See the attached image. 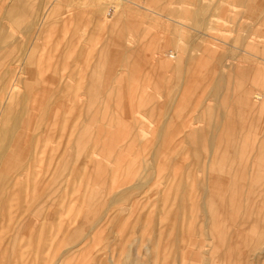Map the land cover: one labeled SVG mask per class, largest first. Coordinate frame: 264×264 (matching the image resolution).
<instances>
[{"label": "rangeland", "instance_id": "obj_1", "mask_svg": "<svg viewBox=\"0 0 264 264\" xmlns=\"http://www.w3.org/2000/svg\"><path fill=\"white\" fill-rule=\"evenodd\" d=\"M78 1L0 0V264H264V0Z\"/></svg>", "mask_w": 264, "mask_h": 264}, {"label": "bare ground", "instance_id": "obj_2", "mask_svg": "<svg viewBox=\"0 0 264 264\" xmlns=\"http://www.w3.org/2000/svg\"><path fill=\"white\" fill-rule=\"evenodd\" d=\"M125 1H128V0H114V6L116 7L115 10H117L118 7H121ZM218 1H219V0H218ZM243 1H244V0H243ZM252 1H253V0H252ZM197 2H198V1H197ZM197 2H195V3H197ZM129 3H130V2H129ZM208 3H209V2H208ZM232 3H233V2H232ZM232 3H231V4H232ZM108 4H110V1H109V0H91V1H89V0H79L77 5L80 6V9H83V10L85 9L86 6H87V7L90 6L92 9H91V8H90V9L88 8V9L91 10V12H93V13L95 14L96 18H97V19L100 21V23L103 25V24H104V20L106 19V18L104 19V16L106 15V8H107ZM134 4H135V3H134ZM136 4H137V3H136ZM198 4H199V2H198ZM212 4H213V3H212ZM218 4H219V2H218L216 5L218 6ZM132 5H133V4H132ZM138 5H139V4H138ZM201 5H202V4H201ZM206 5H208L207 7H210L209 4H206ZM206 5H205V7H206ZM213 5H214V4H213ZM219 6H220V5H219ZM219 6H218V7H219ZM134 7H135V6H134ZM140 7H141V6H140ZM140 7H139V9H140ZM142 7H143V6H142ZM197 7H198V6H197ZM203 7H204V6H203ZM137 8H138V6H137ZM137 8H136V9H137ZM144 8H145V7H144ZM144 8H142V9H144ZM88 9H87V10H88ZM121 9H122V8H121ZM131 9H132V8H131ZM139 9H138V10H139ZM147 9L149 10V8H147ZM205 9H206V8H205ZM118 10H119V9H118ZM129 10H130V9H129ZM150 10H151V9H150ZM196 10H197V8H196ZM214 10H215V9H214ZM120 11H121V10H120ZM136 11H137V10H136ZM139 11H140V10H139ZM146 11H147V10H146ZM200 11H201V10H200ZM200 11H199V12H200ZM205 11H206V10H205ZM89 12H90V11H89ZM118 12H119V11H118ZM203 12H204V11H203ZM64 13H65V12H64ZM70 13H71V12H70ZM116 13H117V12H116ZM142 13H143V11H142ZM144 13H145V12H144ZM204 13H205V12H204ZM204 13H203V14H204ZM89 15H90V13H89ZM124 15H125V14H123V16H124ZM161 15H162V14H161ZM206 15H208V13H207ZM263 15H264V14H263ZM116 16H117V15H116ZM126 16H127V15H125V17H126ZM204 16H205V15H204ZM93 17H94V16H93ZM199 17H200V16H199ZM232 17H233V16H232ZM261 17H263V19H264V16L261 15ZM200 18H201V17H200ZM91 19H92V18H91ZM107 19H108V18H107ZM114 19H115V18H114ZM174 20H175V19H174ZM174 20H173V22H174ZM209 20H210V19H209ZM260 20H261V18H260ZM260 20H258V21H260ZM93 21H95V19H94ZM105 21H106V20H105ZM123 21H124V20H123ZM207 21H208V20H207ZM254 21H255V19H254ZM111 22H112V21H111ZM255 22H256V21H255ZM255 22H254V24H255ZM96 23H97V22H96ZM200 23H201V22H200ZM202 23H204V22H202ZM239 23H241V22H239ZM258 23H259V22H258ZM35 24H36V23H35ZM35 24H34V25H35ZM37 24H38V23H37ZM165 24H167V23H165ZM205 24H206V23H205ZM205 24H204V25H205ZM241 24L245 25L243 22H242ZM106 25H107V24H106ZM174 25H175V24H174ZM236 25H237V24H236ZM243 25H242V26H243ZM247 25H248V24H247ZM109 26H110V25H109ZM240 26H241V25H240ZM2 27H5V26H2ZM2 27H1V28H2ZM253 27H254V26H253ZM103 28H104V27H103ZM231 28H232V27H231ZM32 29H33V28H32ZM32 29H31V31H32ZM232 29H233V28H232ZM3 30H4V28H3ZM11 30H12V29H11ZM40 30H41V29H40ZM262 30H263V29H262ZM26 31H27V30H26ZM166 31H167V30H166ZM5 34H6V33H5ZM237 34H238V33H237ZM237 34H236V35H237ZM7 35H8V34H7ZM9 35L11 36V34H9ZM9 35H8V36H9ZM12 35H13V34H12ZM119 37H120V36H119ZM169 37H170V36H169ZM169 37H168V38H169ZM117 38H118V37H117ZM118 39H119V38H118ZM166 39H167V38H166ZM169 39H170V38H169ZM9 43H11V42H9ZM215 43H216V42H215ZM232 43H233V42H232ZM11 44H12V43H11ZM119 44L121 45L122 43H119ZM125 44H126V43H125ZM125 44H124L123 46H125ZM233 44H234V43H233ZM199 45H200V44H199ZM219 45H220V44H219ZM245 45H246V44H245ZM263 45H264V44H263ZM204 48H205V47H204ZM200 50H201V49H200ZM231 50H232V49H231ZM227 51H228V48H227ZM126 52H127V50H126ZM126 52H125V53H126ZM199 52H200V51H199ZM215 53H216V52H215ZM221 54H222V53H221ZM225 54H226V53H225ZM226 55H227V54H226ZM230 55H231V54L229 53V56H230ZM172 56H173V54H172ZM182 56H183V55H182ZM155 57H156V56H155ZM227 57H228V56H227ZM123 59H124V58H123ZM177 59H178V58H177ZM216 59H217V57H216ZM154 60H155V59H154ZM184 60H185V59H184ZM184 60H183V61H184ZM216 61H217V60H215V62H216ZM261 61H262V60H261ZM178 62H179V61H178ZM217 62H218V61H217ZM218 63L220 64V63H221V60H220V62H218ZM225 63H226V62H225ZM12 64H13V63H12ZM176 64H177V63H176ZM222 64H223V63H222ZM222 64H221V66H223ZM233 64H234V63H233ZM6 65H9V64H6ZM167 65H168V63H167ZM180 65H181V62H180ZM180 65H179V67H180ZM225 65H226V64H225ZM181 66H182V65H181ZM221 66H220V67H221ZM261 66H263V65L261 64ZM6 67H7V66H6ZM234 67H235V66H233V69H234ZM171 68H172V67H171ZM175 68H176V67H175ZM181 68H182V67H180V69H181ZM218 68H219V67H218ZM229 68H230V67H229ZM222 69H223V68H222ZM3 70H4V69H3ZM15 70H16V69H15ZM221 71H222V70H221ZM262 72H263V71H262ZM0 73H1V72H0ZM219 74H220V73H219ZM263 75H264V74H263ZM60 77H61V76H60ZM227 78H228V76H227ZM216 79H217L216 81H218V78H216ZM8 80H9V79H8ZM8 80H7V81H8ZM63 80H64V79H63ZM1 81H2V80H1ZM15 81H16V80H15ZM15 81H14V82H15ZM212 83H213V82H212ZM216 83H217V82H215V84H216ZM220 85H221V83H220ZM5 86H6V85H5ZM14 87H15V86H14ZM20 87H21V86H20ZM4 88H5V87H4ZM216 88H217V87H216ZM218 88L220 89V87H218ZM243 88H244V87H243ZM214 90H215V89H214ZM247 90H248V89H247ZM14 91H15V89L13 90V92H14ZM212 91H213V90H212ZM6 92H7V91H6ZM15 92H16V91H15ZM216 92H217V91H216ZM216 92H214V93L216 94ZM220 92H221V91H220ZM246 92H247V91H246ZM246 92H245V93H246ZM257 92H258V91H257ZM10 93H11V92H10ZM19 93H20V92H19ZM211 93H212V92H211ZM58 94H59V93H58ZM248 94H249V93H248ZM3 95H4V94H3ZM11 95H13V93H12ZM212 95H213V94H212ZM239 95L242 97L241 94H239ZM23 96H24V95H23ZM214 96H216V95H214ZM244 96L247 97L246 95H244ZM248 96H249V95H248ZM263 96H264L263 93H262V94H261V93H256V94L254 95V98H255L254 100L259 101L260 99H263ZM24 97H25V96H24ZM216 97H217V96H216ZM241 97H240V98H241ZM20 98H21V97H20ZM61 98H62V97H61ZM229 98H230V97H229ZM242 98H243V97H242ZM252 98H253V97H252ZM252 98H251V99H252ZM22 99H23V98H22ZM243 99H244V98H243ZM239 100H240V99H239ZM252 100H253V99H252ZM247 101H248V100H247ZM261 101H262V100H261ZM25 102H26V101H25ZM249 102H250V103H249ZM249 102H247V103L250 104V105H252V104L255 105V104H254L255 101H249ZM252 102H254V103H252ZM259 102H260V101H259ZM229 103H230V102H229ZM251 103H252V104H251ZM230 104H231V103H230ZM202 105H203V104H202ZM260 105H261V104H259V106H260ZM210 106H211V105H210ZM256 106H257V105H256ZM1 107H2V106H1ZM205 107H206V106H205ZM229 107H230V106H229ZM3 108H4V107H3ZM200 108H201V105H200ZM203 108H204V107H203ZM259 108H260V107H259ZM259 108H258V109H259ZM13 109H14V108H12L11 110H13ZM17 109H18V108L16 107L15 110L18 111ZM4 110H5V109H4ZM256 110H257V108H255L254 111H256ZM206 111H207V107H206ZM254 111H253V113H254ZM0 112H1V111H0ZM10 112H11V111H10ZM6 114H7V113H6ZM11 114H12V113H11ZM8 115H9V114H8ZM18 115H19V114H18ZM21 115H22V114H21ZM29 115H30V114H29ZM194 115H195V114H194ZM13 116H14V115H13ZM235 116H236V115H235ZM1 117H2V116H1ZM5 117H6V116H5ZM7 118H8V116H7ZM7 118H6V119H7ZM23 118H25V117H23ZM7 120H8V119H7ZM16 120H17V119H16ZM11 121H12V119H11ZM11 121H9V122H11ZM14 121H15V120H14ZM17 121H18V120H17ZM3 122H4V121H3ZM3 122H2V125L4 124ZM6 122H7V121H6ZM238 122H239V121H238ZM0 123H1V120H0ZM235 123H236V122H235ZM19 124H20V123H19ZM21 124H22V123H21ZM48 124H49V123H48ZM7 125H8V124H7ZM10 125H11V124H10ZM220 125H221V123H220ZM8 126H9V125H8ZM1 127H2V126H1ZM1 127H0V128H1ZM6 127H7V126H6ZM6 127H5V128H6ZM214 127H215V126H214ZM216 127H218V124L216 125ZM205 128H206V127H205ZM19 129H20V128H19ZM214 129H215V128H214ZM225 129H226V128H225ZM194 130H195V129H194ZM205 130H206V129H205ZM18 131H19V130H18ZM192 131H193V130H192ZM199 132H200V131H199ZM202 132H203V130H202ZM202 132H201V133H202ZM18 133H19V132H18ZM13 134H14V133H13ZM13 136H14V135H13ZM199 136H201V134H200ZM2 138H4V137H2ZM14 138H15V137H14ZM187 138H188V137H187ZM187 138L185 139L186 141L189 140V139H187ZM0 139H1V137H0ZM6 139H7V138H6ZM32 139H33V138H32ZM199 139H201V138L199 137ZM208 139H209V138H208ZM33 140H34V139H33ZM203 140H204V139H203ZM31 141H32V140H31ZM197 141H199V140H198V135H197ZM200 141H201V140H200ZM19 142H20V141H19ZM188 142H189V141H188ZM1 143H2V142H1ZM31 143H32V142H31ZM31 143H30V144H31ZM258 143H259V142H258ZM216 144H217V143H216ZM20 145H21V144H20ZM11 146H12V145H11ZM215 146H216V145H215ZM225 146H226V145H225ZM21 147H22V146H21ZM9 148H10V147H9ZM189 148H190V147H189ZM11 149H12V147H11ZM182 149H183V148H182ZM190 149H191V148H190ZM216 149H217V148H216ZM234 149H235V148H234ZM239 149H240V148H239ZM15 150H16V149H15ZM20 150H21V148H20ZM194 150H195V149H194ZM197 150H198V149H197ZM246 150H247V149H246ZM15 152H16V151H15ZM96 152H97V151H96ZM199 152H200V151H199ZM222 152H223V150H222ZM256 152H257V149H256ZM9 153H10V151L8 150V154H9ZM210 153H211V152H210ZM14 154H15V153H14ZM203 154H204V153H203ZM213 154H214V153H213ZM215 154H216V153H215ZM238 154H239V153H238ZM257 154H258V153H257ZM254 155H255V154H254ZM88 156H89V155H88ZM195 156H196V155H195ZM208 156H209V155H208ZM3 157H4V156H3ZM8 157H9V156H8ZM8 157H6V158H8ZM202 157H205V155H203ZM237 157H238V156H237ZM194 158H195V157H194ZM209 158H210V157H209ZM209 158H208V159H209ZM229 158H230V157H229ZM253 158H254V157H253ZM11 159H12V158H11ZM197 159H198V158H197ZM201 159H202V158H201ZM212 159H213V158H212ZM4 160H5V159H4ZM9 160H10V159H9ZM209 160H210V159H209ZM7 161H8V160H7ZM94 161H95V160H94ZM200 161H201V160H200ZM4 162H6V161H4ZM19 162H20V161H19ZM197 162H198V161H197ZM202 162H203V161H202ZM202 162L200 163V165L202 164ZM204 162H205V161H204ZM210 162H211V161H210ZM212 162H213V160H212ZM212 162H211V163H212ZM228 162H230V160H229ZM248 162H249V161H248ZM2 163H3V160H2V157H0V165H1ZM12 163H13V162H12ZM96 163H97V161H96ZM251 163H252V162H251ZM251 163H249V164H251ZM5 164H6V163H5ZM196 164H197V163H196ZM16 165H17V164H16ZM16 165H15V167H17ZM202 165H204V164H202ZM202 165H201V166H202ZM207 165L209 166V165H212V164L209 163V164H207ZM251 165H252V164H251ZM151 166H152V164H151ZM15 167H14V168H15ZM152 167H153V166H152ZM209 167H210V166H209ZM209 167H208V168H209ZM213 167H214V166H213ZM243 167H244V164H243ZM251 167H252V166H251ZM7 168H8V166H7ZM201 168H204V167H201ZM215 168H216V166H215ZM217 168H218V167H217ZM3 169H5V168L3 167ZM15 169H16V168H15ZM15 169H14V171H15ZM251 169H252V168H251ZM146 170H147V169H146ZM148 170H149V169H148ZM148 170H147V171H148ZM242 170H243V168H242ZM149 171H150V170H149ZM194 171H195V170H194ZM198 171H199V170H198ZM216 171H217V170H216ZM251 171H252V170H251ZM1 172H2V171H1ZM17 172H18V171H16V174H17ZM226 172H227V171H226ZM147 173H148V172H147ZM147 173H146V174H147ZM196 173H197V172H196ZM207 173H208V172H207ZM1 174H2V176H1ZM1 174H0V177L2 178V177L4 176V172L1 173ZM21 174H22V173H21ZM197 174H198V173H197ZM249 174H250V172H249ZM30 175H31V174H30ZM195 175H196V174H195ZM185 176H186V174H185ZM196 176H197V175H196ZM206 176H207V174H206ZM13 177H16V176H13ZM13 177H12V178H13ZM197 177H198V176H197ZM144 178H145V177H144ZM146 178H147V177H146ZM207 178L210 179L209 174H208V177H207ZM3 179H4V178H3ZM16 179H17V177H16ZM16 179H15V181H16ZM232 179H233V177H232ZM10 180H11V179H10ZM12 180H13V179H12ZM12 180H11V181H12ZM17 180H18V179H17ZM185 180H186V179H185ZM207 180H208V179H207ZM4 181L6 182V179H5ZM198 181H199V180H198ZM203 181H204V180H203ZM1 182H2V180H1ZM1 182H0V183H1ZM12 182H13V181H12ZM189 182H190V181H189ZM208 182H209V181H208ZM208 182H206V183H208ZM3 184H6V183H3ZM3 184L0 185V203H2L1 201H3V196H4V195H3V194H4V193H3V192H4V185H3ZM14 184H15V183H14ZM66 184H67V183H66ZM138 184H139V183H138ZM187 184H188V183H187ZM204 184H205V183H204ZM17 185H18V183H17ZM135 185L138 186L137 184H135ZM180 185H181V184H180ZM207 185H208V184H207ZM207 185H206V186H207ZM5 186H6V185H5ZM13 186H14V185H13ZM13 186H12V188H13ZM132 186H133V185H132ZM132 186H131V187H132ZM140 186H142V185H140ZM188 186H189V185H188ZM197 186L199 187V184H197ZM208 186H209V185H208ZM9 187H10V186H9ZM133 187H134V186H133ZM182 187H183V186H182ZM12 188H10L9 191H11ZM136 188H137V187H136ZM138 188H139V187H138ZM185 188H187V187H185ZM201 188H202V186H201ZM204 188H205V187H204ZM204 188H203V189H204ZM207 188H208V187H207ZM258 188H259V187H258ZM220 189H221V187H220ZM223 189H224V188H223ZM247 189H248V187H247ZM247 189H246L245 192H247ZM208 190H209V189H208ZM208 190H206V191H208ZM9 191H8V192H9ZM131 191H132V190H131ZM204 191H205V190H204ZM204 191L202 190V194H203ZM206 191H205V193H206ZM221 191H222V190H221ZM221 191H220V192H221ZM223 191H224V190H223ZM5 192H6V191H5ZM8 192H7L6 194H9ZM12 192H14V191L12 190ZM198 192H199V189H198ZM200 192H201V191H200ZM183 193H184V192H183ZM117 194H118V193H117ZM187 194H188V193L186 192L185 197H186ZM219 194H221V193H219ZM224 194H225V193H224ZM228 194H230V192H229ZM189 195H190V194H188V196H189ZM199 195H200V194H199ZM199 195H197V196H199ZM221 195H222V194H221ZM9 196H10V195H9ZM117 196H119V195H116L115 198H116ZM128 196H129V195H128ZM191 196H192V195H191ZM204 196L206 197V195H204ZM207 196H208V195H207ZM223 196H224V195H223ZM227 196H228V195H227ZM181 197H182V196H181ZM228 197H229V196H228ZM245 197H246V195H245ZM115 198H114V200H115ZM188 198H189V197H188ZM193 198H194V195H193ZM186 199H187V197H186ZM189 199H190V198H189ZM197 199H198V198H197ZM201 199H202V197H201ZM238 199H239V197H238ZM262 199H263V198H262ZM262 199H261V200H262ZM112 200H113V198H112ZM114 200H113V201H114ZM191 200H192V199H191ZM228 200L231 201L230 199H227V201H228ZM245 200H246V199H245ZM245 200H244V201H245ZM98 201H99V200H98ZM115 201H117V200H115ZM180 201H181V200H180ZM192 201H193V200H192ZM237 201H238V200H237ZM3 202H4V201H3ZM201 202H202V201H201ZM201 202H200V203H201ZM206 203H207V202H206ZM244 203H245V202H244ZM98 204H100V203H98ZM183 204H184V203H183ZM192 204H193V203H192ZM196 204L198 205L197 208L199 209V203L196 202ZM227 204H228V203H227ZM1 205H2V204H1ZM108 205H109V204H108ZM108 205H107V207H108ZM184 205H185V204H184ZM244 205H246V204H244ZM97 206H98V205H97ZM97 206H96V207H97ZM104 206H105V205H104ZM125 206H126V205H125ZM0 207H1V206H0ZM205 207H206V205H205ZM244 207H245V206H244ZM206 208H207V207H206ZM2 209H3V208H2ZM108 209H110V208H108ZM106 210H107V209H106ZM110 210H111V209H110ZM107 211H108V210H107ZM107 211H105V212H107ZM102 212H103V211H101V213H102ZM109 212H110V211H109ZM111 212H113V211H111ZM111 212H110V213H111ZM244 212H245V210H244ZM244 212H243V213H244ZM255 212H256V211H255ZM207 213H208V212H207ZM111 214H112V213H111ZM201 214H202V211H201ZM108 215H109V214H108ZM163 215H164V214H163ZM190 215H191V214H190ZM242 215L244 216V214H242ZM242 215H240V217H243ZM103 216H104V218H107V217H105V214H103ZM103 216L101 215V217H103ZM110 216H111V215H110ZM198 216H199V214H198ZM209 216H210V215H209ZM248 216H249V215H248ZM111 217H112V216H111ZM184 217H185V215H184ZM196 217H197V216H196ZM210 217H211V216H210ZM253 217H255V216H253ZM108 218H109V216H108ZM108 218H107V219H108ZM95 219H96V218H95ZM102 219H103V218H102ZM136 219H137V218H136ZM200 219H201V218H200ZM206 219H207V218H206ZM206 219H203V220L206 221ZM247 219H248V218H247ZM249 219H250V218H249ZM105 220H106V219H105ZM241 220H242V219H241ZM244 220H245V219H244ZM261 220H262V219H261ZM90 221H91V220H90ZM136 221H137V220H136ZM191 221H192V220H191ZM197 221H198V219H197ZM197 221H196V224L198 223ZM211 221H212V220H211ZM224 221H225V220H224ZM238 221H239V220H238ZM247 221H248V220H247ZM250 221H251V220H250ZM252 221H253V220H252ZM262 221H263V220H262ZM94 222H95V220H94ZM94 222H93V220H92V227L96 229V228H97V227H96L97 224H95ZM98 222H99V221H98ZM193 222H194V221H193ZM207 222H208V221H207ZM239 222H241V221H239ZM96 223H97V221H96ZM194 223H195V222H194ZM243 223H245V222H243ZM250 223H251V222H250ZM252 223H253V222H252ZM93 224H94V225H93ZM99 224H100V223H99ZM102 224H103V223H102ZM102 224H101V225H102ZM198 224H199V223H198ZM205 224H207V223L205 222ZM205 224H204V225H205ZM180 225H181V227L183 226V224H180ZM199 225H200V224H199ZM207 225H208V224H207ZM239 225H240V224H239ZM239 225H238V227H239ZM261 225H262V224H261ZM159 226H160V225H159ZM176 226H177V225H176ZM185 226H186V225L183 226L184 229L182 228L184 231H185ZM196 226H197V225H196ZM196 226H195V227H196ZM251 226H252V225H251ZM92 227H91V229H92ZM204 227H205V226H204ZM206 227L209 228L210 226H206ZM223 227H224V226H223ZM223 227H222V228H223ZM249 227H250V226H249ZM171 228H172V227H171ZM198 228H199V227H198ZM198 228H197V230H198ZM208 228H207V230L210 229V228H209V229H208ZM95 229H94V230H95ZM152 229H153V228H152ZM186 229H187V228H186ZM202 229H203V228H202ZM94 230H92V231H94ZM162 231H163V230H162ZM187 231H188V230H187ZM204 231H205V230H204ZM233 231H234V230H233ZM87 232H88V231H87ZM152 232H153V230H152ZM236 232H237V231H236ZM159 233H160V232H159ZM185 233H186V232H185ZM187 233H188V232H187ZM85 234H86V233H84V234H82V235H85ZM161 234H162V233H161ZM200 234H201V233H200ZM204 234H205V233H204ZM230 234H232V233H230ZM238 234H239V233H238ZM245 234H246V233H245ZM187 235H188V234H187ZM187 235H185V236L187 237ZM197 235H198V232H197ZM228 235H229V233H228ZM235 235H237V233H235ZM235 235H234V236H235ZM249 235H250V233H249ZM85 236H86V235H85ZM182 236H184V235L182 234ZM191 236H192V235H191ZM230 236H231V235H230ZM230 236H229V237H230ZM161 237H162V236H161ZM175 237H176V236H175ZM186 237H183V238L187 239L188 237H187V238H186ZM227 237H228V236H227ZM238 237H239V236H238ZM245 237H246V236H245ZM82 238H83V236H82ZM192 238H194V237H192ZM200 238H201V237H200ZM200 238H199V239H200ZM206 238H207V237H206ZM209 238H211V237H210V230H209ZM249 238H250V237H249ZM257 238H258V237H257ZM161 239H162V238H161ZM197 239H198V238H197ZM199 239H198V240H199ZM228 239H229V238H228ZM228 239H227V241H228ZM230 239H232V238L230 237ZM187 240H190V239L188 238ZM233 240H234V239H233ZM210 241H211V239H210ZM234 241H235V240H234ZM236 241H237V240H236ZM236 241H235V242H236ZM181 242H182V241H181ZM211 242H212V241H211ZM173 243H175V242H173ZM173 243H172V247L174 246ZM177 243H178V242H177ZM185 243H187V242H185ZM198 243H199V242H198ZM227 243H228V242H227ZM232 243H233V242H232ZM254 243H255V242H254ZM233 244H234V243H233ZM152 245H153V244H152ZM156 245H157V247H156V252L158 253V251H157V250L159 249V247H158V246H159V245H158V241H157V244H156ZM210 245H211L210 243H207V244H206V247H207V246H210ZM226 245H229V246H230L229 243L226 244ZM231 245H232V244H231ZM235 245H236V243H235ZM164 246H165V245H164ZM166 246H167V245H166ZM186 246H187V245H186ZM221 246H222V245H221ZM263 246H264V245H263ZM263 246H262V247H263ZM150 247H151V246H150ZM154 247H155V246H154ZM172 247H171V249H172ZM198 247H199V246H198ZM210 247H211V246H210ZM212 247H213V246H212ZM225 247H227V246H225ZM234 247H236V246H234ZM234 247H233V248H234ZM157 248H158V249H157ZM165 248H166V247H165ZM183 248H185V247H183ZM208 248H209V247H207V249H208ZM227 248H229V247H227ZM251 248H252V247H251ZM263 248H264V247H263ZM153 249H154V248H153ZM186 249H187V248H186ZM209 249H210V248H209ZM224 249H225V248H224ZM164 250H165V249H164ZM169 250H170V249H169V246H168V252L166 251V253L169 254V252H170V255H171L172 252L169 251ZM181 250H182V247H181ZM222 250H223V249H222ZM225 250H226V249H225ZM258 250H259V249H258ZM183 251H184V250H183ZM204 251H206V250H204ZM230 251H231V249H230ZM250 251H251V250H250ZM260 251H261V249H260ZM156 252H155V253H156ZM163 252H165V251H163ZM180 252H182V251H180ZM233 252H234V251H233ZM236 252H238V251H236ZM251 252H252V251H251ZM251 252H250V254L252 255ZM257 252H258V251H257ZM155 253H154L153 255L156 257V254H155ZM206 253H207V252H206ZM227 253H228V252H227ZM159 254H160V253H159ZM164 254H165V253H164ZM164 254H163V257H164ZM232 254H233V253H232ZM153 255H151V256L153 257ZM166 255H167V254H166ZM181 255H182V253H181ZM226 255H227V254H226ZM254 255H256V254H254ZM218 256H220V254H219ZM221 256H222V255H221ZM232 256H233V255H232ZM236 256H237V255H236ZM152 257H151V259L153 260ZM157 257H158V256H157ZM157 257H156V259L154 258L156 263H157V261L159 260V259H157ZM175 257H176V255H175ZM177 257H178V256H177ZM181 257H182V256H181ZM184 257H185V256H184ZM189 257H191V256H189ZM189 257H188V258H189ZM227 257H229V255H228ZM250 257H252V256H250ZM263 257H264V256H263ZM159 258H160V256H159ZM164 258H165V257H164ZM168 258H169V256H168ZM235 258H236V257H235ZM245 258H246V257H245ZM253 258H254V257H253ZM256 258H257V257H256ZM256 258H254V259H256ZM169 259H170V258H169ZM175 259H176V258H175ZM249 259L252 260L251 258H249ZM190 260H191V258H190ZM203 260H204V259H203ZM206 260H208V259L206 258ZM220 260H222V259H220ZM223 260H224V259H223ZM239 260H241V259H239ZM263 260H264V259H263ZM164 261H165V260H164ZM174 261H176V260H174ZM180 261H182V260L180 259ZM180 261H179V262H180ZM204 261H205V260H204ZM208 261H209V260H208ZM237 261H238V259H237ZM255 261H256V260H255ZM151 262H152V261H151ZM166 262H167V261H166ZM232 262H233V261H232ZM174 263H175V262H173V264H174ZM244 263H245V262H244ZM255 263H256V262H255ZM162 264H166V263H162ZM175 264H176V263H175ZM178 264H179V263H178Z\"/></svg>", "mask_w": 264, "mask_h": 264}, {"label": "crops", "instance_id": "obj_3", "mask_svg": "<svg viewBox=\"0 0 264 264\" xmlns=\"http://www.w3.org/2000/svg\"><path fill=\"white\" fill-rule=\"evenodd\" d=\"M256 9H257V6H256ZM257 10H258V9H257ZM261 12H262L261 15L263 16V11L261 10ZM258 14H259V11H258ZM258 18H259V16H258ZM262 19H263V17H262ZM262 19H261V20H262Z\"/></svg>", "mask_w": 264, "mask_h": 264}]
</instances>
